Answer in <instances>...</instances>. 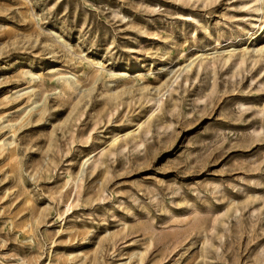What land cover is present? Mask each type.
<instances>
[{
	"label": "rangeland",
	"instance_id": "rangeland-1",
	"mask_svg": "<svg viewBox=\"0 0 264 264\" xmlns=\"http://www.w3.org/2000/svg\"><path fill=\"white\" fill-rule=\"evenodd\" d=\"M0 264H264V0H0Z\"/></svg>",
	"mask_w": 264,
	"mask_h": 264
},
{
	"label": "bare ground",
	"instance_id": "bare-ground-1",
	"mask_svg": "<svg viewBox=\"0 0 264 264\" xmlns=\"http://www.w3.org/2000/svg\"><path fill=\"white\" fill-rule=\"evenodd\" d=\"M70 85H72V84H70ZM65 86H67V83H66V85ZM68 86H69V83H68Z\"/></svg>",
	"mask_w": 264,
	"mask_h": 264
}]
</instances>
